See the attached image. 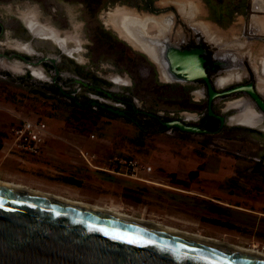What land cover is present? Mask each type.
<instances>
[{"label": "rangeland", "instance_id": "1", "mask_svg": "<svg viewBox=\"0 0 264 264\" xmlns=\"http://www.w3.org/2000/svg\"><path fill=\"white\" fill-rule=\"evenodd\" d=\"M113 1L104 0L103 6L93 13L82 0H0V53H22L9 43L31 40L34 47L44 54H61L51 41L32 37L19 18V11L36 8L39 20H52L59 29L70 30L68 33L82 42L86 63L62 54L60 64L63 70L75 73V66L79 65L104 79L108 87L119 86L109 79L110 74L132 71L137 79L134 91L144 105L148 87L151 90L155 88L149 84L148 67L143 63L133 66L116 59L113 45L98 34L100 28H105L116 35L115 30L103 24L107 12L112 11ZM161 1L170 3L172 0ZM190 1L196 8L188 7L186 0H175V3L179 9L187 7L186 10L194 11L202 18L208 16L209 8L218 13L229 12L228 33L245 24L240 12L247 8L238 9L237 5L247 4L248 13L252 12L251 0ZM76 41L69 39L70 45H76ZM0 60L6 65L15 63L18 69L11 70L0 64V178L98 203L136 217L160 220L232 243L256 245L264 250V177L259 179L255 176L260 173L249 172L255 161L252 156H259L262 140L243 133L232 132L227 136L224 131L207 134L174 129H166L163 133L146 131L143 136H138L139 128L120 116L102 115L93 109L73 106L42 81L34 79L29 68L22 67L26 70L23 73L21 65L13 61H19L18 57L0 56ZM188 114L182 115L187 117ZM23 118L46 121L49 133L45 146L53 141L62 143L69 140L71 147L80 144L84 152L95 154L94 161L98 164H103L114 153L133 155L152 165L153 171L147 177L154 183L118 178L97 171L95 174L102 175L106 181H89L93 174L85 173L81 175L86 179L85 189L64 185L59 182V171H65L68 163L61 150L55 153V159L47 160L42 154L21 159L15 154H7V145L3 149L11 127ZM43 160L51 167L38 170L33 166V162ZM260 169H264V161ZM20 173L29 178L17 177L16 174ZM35 174L39 175V180L32 178ZM210 198L216 199L214 204H208Z\"/></svg>", "mask_w": 264, "mask_h": 264}, {"label": "flooded vegetation", "instance_id": "2", "mask_svg": "<svg viewBox=\"0 0 264 264\" xmlns=\"http://www.w3.org/2000/svg\"><path fill=\"white\" fill-rule=\"evenodd\" d=\"M113 3L112 10L125 7L150 19L146 26V20L130 23L131 17L128 18L127 31L136 45L122 38L104 21L103 24L115 30L116 35L102 28L115 39L111 45L116 59L133 66L143 63L148 67L149 84L155 88L151 90L148 87L144 105L134 91L137 79L132 71L110 74L109 79L119 86L108 87L104 79L79 65L74 69L78 74L63 70L60 64L62 54L82 64L87 61L82 53L85 50L82 42L74 36L71 39L77 40L76 45H70L67 39L61 44L49 36H42L41 29L31 31L22 21L32 37L51 41L61 54H44L34 47L31 40H16L25 48L11 47L24 54L11 52L0 53V56L18 57L19 61H14L21 65L23 73L26 70L22 67L29 68L34 79L42 81L75 107L93 109L102 115L120 116L125 120L132 118L133 111L144 114L148 119L145 128L148 132L163 133L166 129L189 131L167 125L168 122L181 120L186 125L198 127V131H192L194 133L219 134L224 131L230 136L234 132L262 140L259 156H252L255 161L249 172L260 173L256 178L264 177V169H260L264 161V34L261 31L249 34V8L240 12L244 26L228 33L226 26L212 19L210 8L208 16L202 18L196 12L186 10L187 7L179 9L175 0L170 3L161 0H154L153 3L114 0ZM40 20L41 24L48 23L49 27L56 28L61 38L70 32L59 29L50 19L47 22ZM144 29L147 31L145 44L137 39L138 32ZM183 59L190 61L188 65L192 71H182L179 64ZM0 64L8 67L2 60ZM189 74H194V78L187 80L185 77ZM113 75L122 77L126 82L113 81ZM183 113L190 114L184 117ZM131 123L134 124L133 121ZM210 199L208 204H214L216 199Z\"/></svg>", "mask_w": 264, "mask_h": 264}, {"label": "water", "instance_id": "3", "mask_svg": "<svg viewBox=\"0 0 264 264\" xmlns=\"http://www.w3.org/2000/svg\"><path fill=\"white\" fill-rule=\"evenodd\" d=\"M251 10L249 34H264V0H251ZM146 33L138 32L144 44ZM189 62L179 64L183 72L192 71ZM167 125L199 130L181 120ZM0 264H264V258L0 185Z\"/></svg>", "mask_w": 264, "mask_h": 264}, {"label": "bare ground", "instance_id": "4", "mask_svg": "<svg viewBox=\"0 0 264 264\" xmlns=\"http://www.w3.org/2000/svg\"><path fill=\"white\" fill-rule=\"evenodd\" d=\"M186 2L190 6H192L193 8H196L195 6L192 5L193 3L190 0H186ZM255 2H257V0H255ZM36 12H37L36 8L35 9L26 8V9H23L22 11L18 12L19 18L25 23V25L31 31L37 32L41 29L40 33L42 36H45V37L49 36L54 41L59 42L61 44L65 41V39L69 40L73 37L72 34L68 33L65 36V38H61L59 36V34L57 33V31L55 30L56 28L54 29V28L49 27L48 23L41 24L39 22V18H38V15L36 14ZM130 17H131L130 23L147 20V18L144 15H139L134 10H129V9H126L125 7L124 8L117 7L115 9H113L112 11L108 12L107 15L103 18V21L107 25L113 27L117 32H119L121 34L122 38L126 39L129 43L136 45V43L134 42V40L132 39V37L129 35V33L127 31L128 30L127 28L129 25L128 18H130ZM252 19H253L254 23H256L257 25L260 26L262 24L261 22L263 19L261 18L260 15L254 14ZM262 30H264V27H262ZM9 45L14 47V48H18V49L25 48V45H23L21 42H17V41L11 42V43H9ZM15 66H16L15 63L12 65L10 63V65H8L9 69H13V70H16ZM111 78H112V80H114L115 82H118V83H125L126 82L125 79H123L122 77L117 76V75L111 76ZM0 185L5 186V187L24 190V191L31 192V193H35V194L41 195L43 197L56 199V200L62 201L64 203L76 205V206L82 207L84 209L93 210V211H96L99 213L116 215V216L122 217L124 219L133 221V222L145 224V225H148L151 227L163 229L165 231H170L173 233H178V234L184 235L186 237L194 238L197 240L205 241L208 243L216 244L219 246H223L226 248L234 249L237 251L245 252L248 254H252V255H256V256L264 258V250L258 249L256 247V245L244 246V245L232 243L226 239H222V238H219L216 236L181 229V228H178L176 226H173V224L170 225L169 223L167 224V223H164L160 220L144 218V217H136V216H133L127 212H124L121 210H115V209H112L110 207L98 204V203H92L89 201L74 199V198L65 196L63 194H60L59 192H53L50 190H42V189L34 188V187L27 185V184H24L22 182H16L13 180L11 181V180L0 178Z\"/></svg>", "mask_w": 264, "mask_h": 264}, {"label": "built area", "instance_id": "5", "mask_svg": "<svg viewBox=\"0 0 264 264\" xmlns=\"http://www.w3.org/2000/svg\"><path fill=\"white\" fill-rule=\"evenodd\" d=\"M49 129L45 120L40 118H23L15 123L4 140L3 149L6 153L39 155L46 142ZM83 160L92 168L107 172L117 177H128L146 183H154L147 177L152 171V165L130 154H111L103 164L94 161L95 154L80 151Z\"/></svg>", "mask_w": 264, "mask_h": 264}, {"label": "crops", "instance_id": "6", "mask_svg": "<svg viewBox=\"0 0 264 264\" xmlns=\"http://www.w3.org/2000/svg\"><path fill=\"white\" fill-rule=\"evenodd\" d=\"M69 142H70L69 140H66L62 143H60V141H53L52 143L46 144V146L44 145L42 152L39 154V155L42 154V157H45L47 160L55 159L56 158L55 156H57L55 155V153L57 154V152H60L61 150L62 156L66 157L65 160L68 163V166H67L68 169L66 168L65 171H59L60 173L59 182L67 186L76 187L77 189H85L86 185H85L84 180L86 179L81 177V175H84L85 173L93 174V176L89 179V181L94 180V181H101V182L106 181L105 178L102 175H96L95 172L98 171L103 174L112 175L107 172L97 170V169L90 167L81 157L80 151H84L82 146L80 144L79 145L75 144L73 147H71L72 145H69ZM83 145L85 144L83 143ZM15 155L21 157V159H23L22 157L33 156V155L23 156L19 154H15ZM39 155H34V156L36 157ZM33 166H35V168L37 167L38 170H44L45 168H48L47 166H50V165L43 160L41 162L40 161L33 162ZM41 168H44V169H41ZM16 175L17 177H20V178L22 177L29 178V176L23 175L22 173L16 174ZM32 178H36L38 180L40 179L38 174H35V176ZM120 178H123V177H120Z\"/></svg>", "mask_w": 264, "mask_h": 264}, {"label": "trees", "instance_id": "7", "mask_svg": "<svg viewBox=\"0 0 264 264\" xmlns=\"http://www.w3.org/2000/svg\"><path fill=\"white\" fill-rule=\"evenodd\" d=\"M83 3L85 4L86 8L93 12L96 13V11H98V9H100L103 6V1L104 0H82ZM146 2L149 3H153L154 0H145ZM249 7V5L247 4H240L237 5L238 9L244 8L245 9ZM244 11V10H243ZM241 11V12H243ZM212 19L215 20L216 22L221 23L223 26H226L227 21L230 20V15L229 12L228 13H218V12H214L212 10ZM100 32H98V34L105 39L106 41H108L110 44H113V42L115 41V39L113 38V35L111 33H109L108 31H104V29L100 28ZM103 32V33H102ZM127 121L129 122H134V124L139 128V135L138 136H143V134L147 131L146 126L148 124V119H146L144 114H138L136 112L133 111V115L132 118L127 119ZM2 133H0V148L2 147V137H1ZM75 182V181H73Z\"/></svg>", "mask_w": 264, "mask_h": 264}]
</instances>
